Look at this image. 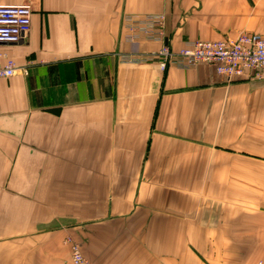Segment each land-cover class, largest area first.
Segmentation results:
<instances>
[{"label":"crops","instance_id":"crops-1","mask_svg":"<svg viewBox=\"0 0 264 264\" xmlns=\"http://www.w3.org/2000/svg\"><path fill=\"white\" fill-rule=\"evenodd\" d=\"M30 3L24 39L0 45L28 74L0 78V264L264 261V79L227 81L123 55L125 15L163 13L165 40L264 34V0ZM218 261V262H217Z\"/></svg>","mask_w":264,"mask_h":264},{"label":"built area","instance_id":"built-area-1","mask_svg":"<svg viewBox=\"0 0 264 264\" xmlns=\"http://www.w3.org/2000/svg\"><path fill=\"white\" fill-rule=\"evenodd\" d=\"M33 8L30 3L0 4V45L21 42L29 32ZM163 15L129 14L125 15V38L134 40L141 35L149 41L163 43ZM4 56L0 64V78L17 74L27 75L26 66L18 65L10 57ZM135 61L140 57H132ZM158 60L161 70L168 64L179 68H189L199 63L211 65L215 72L227 81L243 78L264 79V34L240 32L226 39H195L187 41L174 50L163 43L154 55L143 60ZM72 264H90L77 243L70 246Z\"/></svg>","mask_w":264,"mask_h":264},{"label":"rangeland","instance_id":"rangeland-1","mask_svg":"<svg viewBox=\"0 0 264 264\" xmlns=\"http://www.w3.org/2000/svg\"><path fill=\"white\" fill-rule=\"evenodd\" d=\"M33 13V12H32ZM151 14H160V15H163V25H162V30L164 29V21H165V16H164V14L163 13H151ZM126 39V38H125ZM138 39H144L145 41H149V40H146L142 35L140 36V37H138V38H136V39H134V40H138ZM163 43H167L168 44V42H166V40H165V35H164V31H163ZM127 40V39H126ZM193 40H195V39H193ZM129 41H133V40H129ZM187 41H190V40H187ZM186 41V42H187ZM185 42V43H186ZM163 43H160V46L163 44ZM184 43V44H185ZM149 54H136V55H133V54H130V55H123V57H122V60H124V61H129V62H134V63H145V62H147V61H149V60H143V58H145L146 56H148ZM132 57H140V58H142V60H139V61H135L134 59H132ZM157 60V59H156ZM157 65H158V68L160 69V67H159V64H158V60H157ZM169 65H173V64H168L166 67H165V69L164 70H161V71H165L166 69H167V67L169 66ZM175 66V65H174ZM193 67V66H192ZM190 68V67H189ZM28 69V68H27ZM183 69V68H182ZM243 79H249V78H243ZM64 242H65V244L67 245V247L69 248V253H70V246H71V244L72 243H77L78 245H79V247H80V249H81V251H82V248H81V244H80V241L79 240H77V239H75L72 235H67L66 237H65V240H64ZM82 253H83V251H82ZM88 260V259H87ZM223 258L222 259H220L219 261L220 262H218L217 264H220V263H222L223 261ZM89 261V260H88ZM70 262H71V258H70ZM89 263H90V261H89ZM72 264V263H71ZM91 264V263H90ZM225 264V263H224ZM256 264H264V261H263V259H258V261H257V263Z\"/></svg>","mask_w":264,"mask_h":264}]
</instances>
